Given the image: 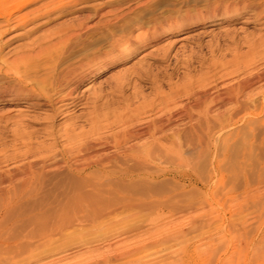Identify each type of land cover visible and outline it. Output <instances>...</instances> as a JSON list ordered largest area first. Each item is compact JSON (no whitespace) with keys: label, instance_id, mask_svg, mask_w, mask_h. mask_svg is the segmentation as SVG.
Listing matches in <instances>:
<instances>
[{"label":"rangeland","instance_id":"374dc122","mask_svg":"<svg viewBox=\"0 0 264 264\" xmlns=\"http://www.w3.org/2000/svg\"><path fill=\"white\" fill-rule=\"evenodd\" d=\"M12 1L3 3L4 7H0V29L11 27L7 34H2L0 38V45L5 44L2 53H7L8 60L27 45L29 48L32 42L36 44L32 46L37 48L47 39L55 42L64 38L67 32L71 34L73 31L74 34L82 33V41L66 48V63L85 56L90 58L106 50V47L109 48V43L115 40H122L123 46L130 43L129 58L116 61V64L106 67L102 73H94L77 88L74 94L81 96L85 106L70 108L66 113H59L60 115L57 114L52 119L45 118L50 116V107L47 105L27 108L23 106V102L20 105H12L0 98V116L22 112L18 119L24 121L23 125H27L21 128L25 127L24 131L27 129L26 131L34 132L33 137L36 140L44 138L47 142L50 140L43 135H47L49 130L53 128L62 132L66 127H70L72 122L76 131H89V118L94 108L92 98L100 92L101 99L96 103L99 115L96 124L102 134H110L118 128L112 122L117 112L137 107L144 103V100L149 102L156 94H168L201 75H208L211 83L218 86L232 82L237 77L229 75L221 78L220 64L228 62L234 55L247 53L248 40L264 37V17H254L247 9L236 15L201 16L211 0ZM20 14L25 16L21 17ZM9 15H12V20L10 25L6 26L5 18ZM185 15L191 16L192 24L183 29L163 33L161 38L136 44L138 35L147 34L145 29L152 31L160 23H167ZM134 37L136 38L133 40ZM156 56L159 57L155 58ZM143 65L145 68H141L144 69L141 71L139 67ZM213 67L218 70L212 71ZM139 70L140 73L137 74L136 71ZM143 72L147 75L142 74ZM119 75L126 76L125 79L129 82L123 92L125 96L119 95L114 87V81H117ZM0 80L2 82L9 79L0 76ZM181 98L183 99V96ZM38 101L44 102L43 99ZM126 104H129V107L123 110ZM149 109L138 111L142 110L140 112L144 117L154 116L156 108ZM8 128L0 126V134L2 132L1 135L5 136L0 135L1 140H12V128L8 132L5 131ZM181 130L180 154L182 153L183 159L192 162L197 185H188L171 174H162L175 170L173 160L159 164L147 163L144 166L126 161L118 155L110 164V169L116 171L129 167L136 175L129 179H121L116 174L99 177L98 181L95 179L96 182H104L102 185L105 189V193L96 195L97 197L82 191L89 182L93 183L91 180L84 183L79 176L66 168L57 176L51 177L47 184V194L38 195L29 206L20 211L19 226L32 228L36 232L37 237L33 241H38L34 243L36 247L45 243L42 249L38 246L39 249L36 250L35 247V264H264V125H257L252 130L242 128L240 131L214 129L209 135L208 145H203L202 148L196 144L194 131L193 133L185 126ZM249 139H252V144L248 143ZM1 145L0 143V148ZM56 145L59 148L70 146L62 139H59ZM232 145L233 147H230ZM57 146L54 150L58 149ZM212 157L214 160H211ZM214 165L220 167L217 174L213 172ZM143 170L144 176L137 174ZM205 181H209L210 185L204 190L200 185ZM79 190L81 192H73ZM43 228L48 230V236L51 237L50 239L47 236V243L42 236H38Z\"/></svg>","mask_w":264,"mask_h":264},{"label":"bare ground","instance_id":"6f19581e","mask_svg":"<svg viewBox=\"0 0 264 264\" xmlns=\"http://www.w3.org/2000/svg\"><path fill=\"white\" fill-rule=\"evenodd\" d=\"M9 1L10 0H0V7H4L5 4L3 3H7ZM16 2L17 1H14V3ZM23 4L25 3L23 2ZM244 9L249 10L251 12L250 15L254 17H264V0H211L208 2V5L204 11L199 12H202L200 14L201 16L207 15L208 17H215L219 14H240V12ZM186 13H188V11ZM24 16L25 14L23 16L21 15V17ZM29 16H31L30 13ZM11 17L12 15H9V17L7 16V18H5L6 26L10 25V20H12ZM23 20H26V18H23ZM190 21L191 16L185 15L179 19H175L167 23H160L159 25H156L155 22L156 27L154 30L152 29V31H148L145 29L144 31H147V34L144 31H141L142 33L144 32L145 35H138L137 38L134 37L133 40L136 38V44H143V42L145 43L148 40L159 38L163 33L170 31L172 32L177 29H183L191 23ZM203 21H205V19ZM95 27L98 28V26ZM10 29L9 27L0 29V38L2 34H5ZM86 29L87 28L84 30ZM74 33V31L73 33L71 32V34H68L67 32L64 38L59 36L61 39L56 40L55 42L51 39L48 41L47 39L43 45L39 44L37 48L32 46L35 44V42H32L29 48H27V45L24 48L25 50L21 48L23 50L19 53L18 51L16 54L13 53L14 57H12L11 60H8V56L6 55L7 53H2V47L5 44L3 46L0 45V76L9 79L0 82V98L2 97V101L4 100V102H10L12 105H20V103L23 102V106L27 108H34L38 105H47L50 107V116H48L49 114L47 115L49 111L46 109L48 111L46 112L48 117L45 118L50 117L54 119L59 113H66L70 108L74 109L77 106L85 104L82 102L81 96L74 93L77 88L89 80V78L94 73H102L105 71L106 67L111 66L113 63L121 60L122 58H129L128 56L131 54V49L129 48L130 43L123 46L122 40H115V42L112 40L113 42L109 43V48L106 47V50L94 55L97 57V59L91 55L92 57L90 58L85 56L66 63L64 61L65 54L68 52L67 51L65 53V51L68 50L66 48L73 44L77 45L82 41V33ZM227 35L228 34H226V36ZM117 36L118 35H116V37ZM247 38L248 37L246 36L245 39ZM39 40H41L40 37ZM126 41H129V39H126ZM126 41H124V43ZM36 42L39 43L38 41ZM247 42V53L243 55H234L231 60L224 64H220V67L218 66L219 70H221V78L229 75L237 77L232 82H228L227 84L223 83V85L220 84L221 86H218L216 83H211V81L208 79V75H201V77L199 76V78H196L194 81H190L187 84H185V82L183 85L181 84V88L173 89L168 94H156L155 98L149 102L142 100L144 103L137 107H133L130 110H126L129 107V104H126L123 108V110H126L125 112H117V114H115V118L112 122H114L118 128L113 132L111 131L112 133L109 132L110 134H102L99 130V126L96 124L97 120L99 119V115L96 111V103L101 99V92H98L99 94H96L94 98H92V104L94 108L92 107L93 113L89 118L91 124V127L88 128V130L90 129L89 131L84 132L80 131V129H78L79 131H76L77 129L75 124L72 122V125L70 127H66L62 132H58L53 128L49 130L47 135H43L50 140L48 142L44 138H41L43 140H36L33 137L34 132L32 133L31 131H26L27 129L24 131L23 129L25 127L21 128V126L27 125V123H24L25 125H23L24 121L18 119L21 117L22 112L14 115L7 113L0 116V126L4 128L12 126V129L10 128L11 130L9 128L7 130L5 129L7 132L9 130L11 131L12 140L8 139L9 141H6L3 140V138L2 140L0 139V143L2 144V148H0V264H35L37 260L34 251L36 248V250L39 249V245L36 247V244L34 243H37L38 241H33L37 235L32 228H24L19 226L20 211L22 212L25 207L29 206L33 199H35L38 195H46L48 192L47 184L49 180L51 177L57 176V174L64 168L79 176L81 181L84 183L87 180H91L93 183L89 182L87 185H85L82 191L87 192V194H92L93 196L95 195L94 197L105 193L104 186L102 185L104 182H100L101 184L96 182L98 181L97 179L99 177L112 176L116 174L121 179H129L135 174L129 167H122L116 171L110 169L109 166L117 158V155L123 157L126 161H133L144 166L147 165V163L159 164L161 162H165L166 160H168V162L169 160H173L172 163L175 166V170L170 172H162V174H171L179 181L187 182L188 185H197L193 175L194 168L191 164L192 162H190L189 159H183L184 157H181L182 153L180 154V135L182 133L181 129L184 126L188 127L190 131H194L196 133V144L199 146V148H202L203 145H208L207 142L209 141V135L214 129L219 131L235 129L238 131L242 128H248L252 130L257 125H264V37H259V39L253 38ZM76 54H78V52ZM158 57L159 56H156L155 58ZM141 68H145L144 65L139 67L140 70ZM213 68L214 70L212 71L218 70L217 67ZM94 69L99 70L98 72H94L96 71ZM140 70L139 72L136 71V73L139 74ZM141 71H144V69ZM145 73L146 72H143L142 74ZM125 78L126 76L119 75L117 81H114L116 82L114 87L118 90L119 95L124 94L123 92H125V86L127 83H129L128 79L126 80ZM129 78H131L130 75ZM140 94L141 92L139 95ZM182 96L183 99L181 98ZM38 99H43L44 102H40ZM143 108H156V113L153 114L154 116L151 115L152 117H144L140 112L143 110ZM138 109L142 110L138 111ZM23 118L25 119L26 117ZM10 123L13 124L8 126ZM219 133L221 134V132ZM247 133L248 132H246V134ZM59 139L60 141L61 139L64 140V142L66 141L70 146H62L59 148L56 145L58 144ZM248 143L252 144V139H249ZM55 146L58 147V149L56 148L57 150H54ZM230 147H233V145ZM220 154L222 155V153ZM211 160H214V158ZM211 160L210 163L212 164L213 162ZM120 164H122V162H120ZM193 165H195V162ZM213 172L216 174L219 173L220 167L214 165ZM144 173L145 170L137 174H143L142 176H144ZM208 184L210 185V182L205 181L201 183L200 188L205 190L207 189L206 187ZM73 192L78 193L81 191L79 190ZM81 207L83 206L81 205ZM61 215H63V213ZM28 220L25 219V221ZM22 223L24 224V222ZM35 229L37 230L36 226ZM48 233V230L43 228L42 232H40V235L38 236H42L44 242L47 243L49 240L48 237H50V235L48 236ZM44 244H42V246H44ZM42 246L40 245L39 247L42 249ZM44 255L45 254L43 253V256Z\"/></svg>","mask_w":264,"mask_h":264}]
</instances>
